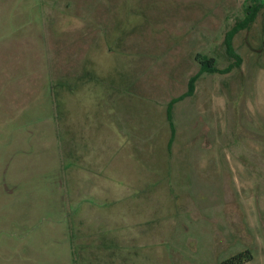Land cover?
<instances>
[{"label": "rangeland", "instance_id": "rangeland-1", "mask_svg": "<svg viewBox=\"0 0 264 264\" xmlns=\"http://www.w3.org/2000/svg\"><path fill=\"white\" fill-rule=\"evenodd\" d=\"M253 3L0 0V264H264Z\"/></svg>", "mask_w": 264, "mask_h": 264}, {"label": "trees", "instance_id": "trees-1", "mask_svg": "<svg viewBox=\"0 0 264 264\" xmlns=\"http://www.w3.org/2000/svg\"><path fill=\"white\" fill-rule=\"evenodd\" d=\"M264 6V0H254V3L252 5H249L245 8V15L244 18L235 23V25L225 34L224 37V45L226 49V54L228 55L229 58L234 59L233 64L229 65L226 69L224 70H218L214 67V61L213 59H208L205 57H200L198 60L200 69L198 73L195 75L191 76L188 80L187 83V91L182 97H190L193 95V92L195 90V84L197 80L199 79L200 75L203 73H228L231 71L233 67H239L241 63V58L237 53H235V50L233 48V38L234 36L240 32L248 28L256 19L257 14L259 13L261 7ZM182 99V98H179ZM178 99V100H179ZM176 100H173L170 102L169 107H171L172 104H174ZM168 118L170 116L168 115ZM252 260V255L249 250H245L243 252L237 253L231 257H229L226 260H223L220 264H245L248 263Z\"/></svg>", "mask_w": 264, "mask_h": 264}, {"label": "crops", "instance_id": "crops-1", "mask_svg": "<svg viewBox=\"0 0 264 264\" xmlns=\"http://www.w3.org/2000/svg\"><path fill=\"white\" fill-rule=\"evenodd\" d=\"M150 157H148V156H146V157H144V160H142V164H143V166H144V168L145 169H149V168H151V166H150ZM54 184H56L57 186H59V180H56L55 181V183ZM57 190V189H56ZM51 212H52V210H51ZM52 213H54V212H52ZM65 221V220H64ZM57 222V221H56ZM62 224L64 225V223L62 222ZM66 228L67 227H65L63 230L65 231V233H66Z\"/></svg>", "mask_w": 264, "mask_h": 264}]
</instances>
